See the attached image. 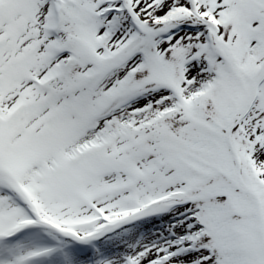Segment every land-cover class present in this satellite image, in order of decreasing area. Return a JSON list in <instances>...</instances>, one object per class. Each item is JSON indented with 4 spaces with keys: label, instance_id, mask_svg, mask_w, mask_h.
Instances as JSON below:
<instances>
[{
    "label": "snow or ice",
    "instance_id": "obj_1",
    "mask_svg": "<svg viewBox=\"0 0 264 264\" xmlns=\"http://www.w3.org/2000/svg\"><path fill=\"white\" fill-rule=\"evenodd\" d=\"M0 264H264V0H0Z\"/></svg>",
    "mask_w": 264,
    "mask_h": 264
}]
</instances>
